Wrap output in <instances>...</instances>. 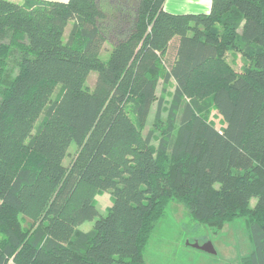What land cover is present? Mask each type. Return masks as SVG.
Here are the masks:
<instances>
[{
    "label": "trees",
    "instance_id": "trees-1",
    "mask_svg": "<svg viewBox=\"0 0 264 264\" xmlns=\"http://www.w3.org/2000/svg\"><path fill=\"white\" fill-rule=\"evenodd\" d=\"M165 1L0 0V264H142L170 204L264 264V0Z\"/></svg>",
    "mask_w": 264,
    "mask_h": 264
},
{
    "label": "rangeland",
    "instance_id": "rangeland-1",
    "mask_svg": "<svg viewBox=\"0 0 264 264\" xmlns=\"http://www.w3.org/2000/svg\"><path fill=\"white\" fill-rule=\"evenodd\" d=\"M96 75L90 73L85 87L92 90L95 84ZM60 87L57 86L52 94L54 100ZM173 92L172 86L166 87V93L163 96L162 118H167V110L170 107ZM211 97L197 100L183 98L175 119L176 128L179 125L183 109L186 105L192 106L198 114L206 116L210 108ZM125 110L131 120L135 123V105L132 101L127 102ZM44 111L36 121L34 132L40 125ZM175 140V132L172 134L168 146L170 153ZM152 144L155 146L156 141ZM21 225L25 231H31L32 223L25 217H20ZM92 236L93 234H89ZM3 237L0 235V242ZM197 241L201 246L210 242L214 254L203 252L193 247ZM85 237L75 235L71 243V248L80 250L83 248ZM253 249L250 238V229L248 222L244 218L235 219L224 224L221 228H212L198 224L190 219L185 212L168 205L157 226L155 227L143 252L142 264H238L240 260L247 257Z\"/></svg>",
    "mask_w": 264,
    "mask_h": 264
},
{
    "label": "crops",
    "instance_id": "crops-1",
    "mask_svg": "<svg viewBox=\"0 0 264 264\" xmlns=\"http://www.w3.org/2000/svg\"><path fill=\"white\" fill-rule=\"evenodd\" d=\"M65 3L68 0H43ZM211 9V0H166L164 10L174 15L208 14Z\"/></svg>",
    "mask_w": 264,
    "mask_h": 264
},
{
    "label": "water",
    "instance_id": "water-1",
    "mask_svg": "<svg viewBox=\"0 0 264 264\" xmlns=\"http://www.w3.org/2000/svg\"><path fill=\"white\" fill-rule=\"evenodd\" d=\"M193 247L196 249H199L203 252L214 254V250L212 249V246L210 242H206L203 245H199L197 241L194 242Z\"/></svg>",
    "mask_w": 264,
    "mask_h": 264
}]
</instances>
